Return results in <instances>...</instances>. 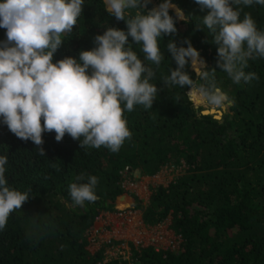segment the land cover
I'll use <instances>...</instances> for the list:
<instances>
[{
	"label": "trees",
	"instance_id": "trees-1",
	"mask_svg": "<svg viewBox=\"0 0 264 264\" xmlns=\"http://www.w3.org/2000/svg\"><path fill=\"white\" fill-rule=\"evenodd\" d=\"M183 163L146 203L121 186ZM123 205L179 248L88 249ZM0 264H264V0H0Z\"/></svg>",
	"mask_w": 264,
	"mask_h": 264
},
{
	"label": "built area",
	"instance_id": "built-area-1",
	"mask_svg": "<svg viewBox=\"0 0 264 264\" xmlns=\"http://www.w3.org/2000/svg\"><path fill=\"white\" fill-rule=\"evenodd\" d=\"M131 172L128 166L122 170L121 186L128 192L130 187L127 184L134 186L135 183ZM136 211L132 207L101 211L88 230V246L99 244L100 247L105 244V260H131L134 249L146 246L155 251H176L179 248L182 236L172 229L170 221L168 224L163 223L165 220L148 224Z\"/></svg>",
	"mask_w": 264,
	"mask_h": 264
},
{
	"label": "rangeland",
	"instance_id": "rangeland-1",
	"mask_svg": "<svg viewBox=\"0 0 264 264\" xmlns=\"http://www.w3.org/2000/svg\"><path fill=\"white\" fill-rule=\"evenodd\" d=\"M108 4L112 3L110 0H107ZM117 4H122L121 0H117ZM159 5H156L155 8H157ZM21 68L30 71L35 70L38 68V66H35V64H21ZM201 98L195 99L193 98L195 107L197 109H200V111L204 109L213 108L215 110H221L222 114L224 112L228 111V106L230 104V101L227 100V96L219 89L216 90L211 96H205L201 92ZM221 114V116H222ZM185 164H171V165H165L163 166L159 171H157L153 175H140L137 171L132 170L131 175L135 177L134 186H129V193H134L137 195V197L142 201V203H146L148 201L149 195L151 193V188L158 186V185H167L171 181H173L180 173L184 172L185 170ZM116 203H118V198H116ZM125 205H128V200ZM124 206V205H123ZM122 206V207H123ZM125 207V206H124ZM138 216L142 218V212L141 210L137 209ZM170 221V216L165 219L163 222L164 224H168ZM102 222H99L98 224H101ZM92 249H90L92 252L96 248L93 249L92 245H90Z\"/></svg>",
	"mask_w": 264,
	"mask_h": 264
},
{
	"label": "water",
	"instance_id": "water-1",
	"mask_svg": "<svg viewBox=\"0 0 264 264\" xmlns=\"http://www.w3.org/2000/svg\"><path fill=\"white\" fill-rule=\"evenodd\" d=\"M107 2V0H105ZM112 2V0H110ZM126 2V0H121V3L124 4ZM121 4H117V0H115V3L112 2L111 4L109 3L108 4V8L111 9V8H120ZM162 7H165L166 4H162L161 5ZM176 11H179L178 9H176ZM216 90H219V89H216ZM202 113H212L214 115V117L216 118H220L221 117V114H222V111L221 110H215V109H204L201 111Z\"/></svg>",
	"mask_w": 264,
	"mask_h": 264
},
{
	"label": "crops",
	"instance_id": "crops-1",
	"mask_svg": "<svg viewBox=\"0 0 264 264\" xmlns=\"http://www.w3.org/2000/svg\"><path fill=\"white\" fill-rule=\"evenodd\" d=\"M92 247H93V249H94V248L97 249V248L99 247V244L92 245ZM88 249H92V248H91L90 246H88ZM96 249H95V250H96Z\"/></svg>",
	"mask_w": 264,
	"mask_h": 264
}]
</instances>
